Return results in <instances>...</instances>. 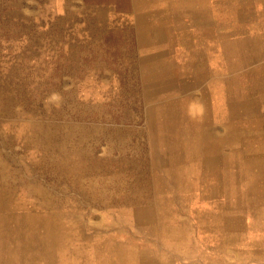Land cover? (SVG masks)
Here are the masks:
<instances>
[{"label":"rangeland","instance_id":"374dc122","mask_svg":"<svg viewBox=\"0 0 264 264\" xmlns=\"http://www.w3.org/2000/svg\"><path fill=\"white\" fill-rule=\"evenodd\" d=\"M161 25L129 0H0V264L136 262L144 241L209 238L218 209L238 203L233 172L218 182L203 159L201 128H221L200 84L207 55L193 53L188 21ZM245 66L236 126L250 206L264 203L249 173L250 157L264 163V72Z\"/></svg>","mask_w":264,"mask_h":264},{"label":"crops","instance_id":"0c3cea01","mask_svg":"<svg viewBox=\"0 0 264 264\" xmlns=\"http://www.w3.org/2000/svg\"><path fill=\"white\" fill-rule=\"evenodd\" d=\"M129 3L133 14H146L150 20L162 24L155 28V33L171 34L174 27H168L167 22L177 24L186 20L192 24L188 30L193 39V53L198 51L200 44L202 54L208 58L207 69L213 72L212 76H203L200 84L208 92L211 90L213 107L218 124H221V128L215 127L208 121L201 128V136L206 141L203 159L210 175L218 176V182L229 183L233 172L239 201L218 209V222L208 225L209 238L200 240L195 236L180 246L153 240L148 241V249L144 241L138 247L137 261L122 264H264V203L242 205V129L238 124L236 126L237 121L240 124L243 112L242 75L237 72L247 70L246 63L248 69H252L249 74L257 77L258 72H264V12H260L257 3L251 0H129ZM227 26L231 30L227 31ZM199 33L201 43L197 40ZM229 61L233 63V73L226 75ZM261 79L263 83L264 75ZM262 83L257 82V86ZM255 113H258L257 107ZM226 145L234 147L222 155ZM258 159H249L251 181L256 183L264 182V163H259ZM221 175L224 176L222 179ZM224 193L227 195L220 193L217 198H230L228 190ZM258 195L256 191L254 198L258 199Z\"/></svg>","mask_w":264,"mask_h":264},{"label":"bare ground","instance_id":"6f19581e","mask_svg":"<svg viewBox=\"0 0 264 264\" xmlns=\"http://www.w3.org/2000/svg\"><path fill=\"white\" fill-rule=\"evenodd\" d=\"M141 1V0H140ZM67 3V2H66ZM107 8V7H106ZM102 10V9H101ZM88 13V12H87ZM148 13V12H147ZM140 14V13H139ZM73 15V14H72ZM146 15V14H145ZM140 19V18H139ZM144 20V19H143ZM135 21H136V19H135ZM141 22V21H140ZM140 24V23H139ZM97 29H98V27H97ZM157 31V30H156ZM157 38V37H156ZM159 40V39H158ZM157 40V41H158ZM152 41H153V39H152ZM137 53V52H136ZM134 58V57H133ZM149 60H151V59H149ZM141 62V61H140ZM155 63V62H154ZM151 65H152V63H150ZM149 64V65H150ZM155 65V64H154ZM160 65V64H159ZM144 66H145V64H144ZM146 67V66H145ZM150 69V68H149ZM152 69V68H151ZM149 72H151V71H149ZM156 72V71H155ZM160 73V72H159ZM148 74V73H147ZM141 75V74H140ZM209 76V75H208ZM210 80V79H209ZM168 84V83H167ZM170 84V83H169ZM146 86V85H145ZM159 86V85H158ZM147 87H148V85H147ZM152 89V88H151ZM145 91V90H144ZM156 105V104H155ZM172 105V104H171ZM8 107V106H7ZM169 107H171V106H169ZM167 108V107H166ZM168 110H169V108H168ZM172 110V109H171ZM7 112V111H6ZM174 113V112H173ZM167 116V115H166ZM167 118H169V117H167ZM170 130V129H169ZM162 131V130H161ZM172 132V131H171ZM170 132V133H171ZM128 133V132H127ZM162 133V132H161ZM98 134V133H97ZM164 134V133H163ZM166 134V133H165ZM124 135V134H123ZM114 136V135H113ZM127 136V135H126ZM136 136V135H135ZM70 138V137H69ZM168 138V137H167ZM173 139H174V137H173ZM170 141V140H169ZM173 142H175V141H173ZM166 145V144H165ZM168 145H169V143H168ZM171 145V144H170ZM162 147H164V146H162ZM166 147H168V146H166ZM58 150V149H57ZM164 150V149H163ZM167 150V149H166ZM169 150V149H168ZM56 151V150H55ZM61 151V150H60ZM43 152V151H42ZM169 152V151H168ZM48 153V152H47ZM56 153V152H55ZM54 153V154H55ZM170 153V152H169ZM164 154H165V152H164ZM169 155V154H168ZM68 156V155H67ZM14 157V156H13ZM60 157V156H59ZM61 158V157H60ZM154 158V157H153ZM55 160V159H54ZM143 160V159H142ZM167 160H168V158H167ZM47 161V160H46ZM55 163V162H54ZM60 162L58 161V164H59ZM62 163V162H61ZM68 163V162H67ZM63 165H64V163H63ZM73 165V164H72ZM50 166V165H49ZM68 167H70V165L68 166ZM72 167V166H71ZM67 168V167H66ZM99 168V167H98ZM91 170V169H90ZM93 170V169H92ZM91 170V171H92ZM68 172H69V170H68ZM99 172V171H98ZM124 173V172H123ZM95 174V173H94ZM101 174V173H100ZM103 174V173H102ZM104 175V174H103ZM121 175V174H120ZM73 176V175H72ZM95 177V176H94ZM97 177V176H96ZM150 177V176H149ZM152 180V179H151ZM122 184V183H121ZM125 185V184H124ZM93 187V186H92ZM129 188V187H128ZM91 189V188H90ZM109 190V189H108ZM112 190V189H111ZM92 191V190H91ZM85 192V191H84ZM97 192V191H96ZM106 192V191H105ZM118 192V191H117ZM88 193V192H87ZM92 193V192H91ZM90 193V194H91ZM99 193H101V192H99ZM108 193V192H107ZM93 194V193H92ZM83 195H86V194H83ZM103 195V194H102ZM101 196V195H100ZM97 198V197H96ZM103 198V197H102ZM98 201H101V200H98ZM104 201V200H103ZM105 202V201H104ZM115 202V201H114ZM128 204V203H127ZM136 204V203H135ZM114 205V204H113ZM123 205V204H122ZM3 206V205H2ZM103 206V205H102ZM108 206V205H107ZM104 207V206H103ZM124 208V207H123ZM129 209H131V208H129ZM117 211V210H116ZM153 212V211H152ZM148 213V212H147ZM143 215H145V214H143ZM149 215V214H148ZM149 218V217H148ZM153 219V218H152ZM123 220V219H122ZM151 220V219H150ZM154 221V220H153ZM152 221V222H153ZM135 224V223H134ZM154 228V227H153Z\"/></svg>","mask_w":264,"mask_h":264}]
</instances>
